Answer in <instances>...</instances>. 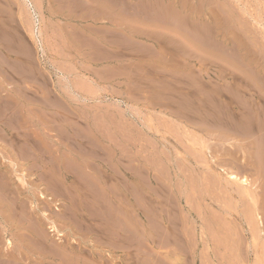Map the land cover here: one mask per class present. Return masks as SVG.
Wrapping results in <instances>:
<instances>
[{
  "label": "rangeland",
  "instance_id": "obj_1",
  "mask_svg": "<svg viewBox=\"0 0 264 264\" xmlns=\"http://www.w3.org/2000/svg\"><path fill=\"white\" fill-rule=\"evenodd\" d=\"M31 1L0 0V264H264V0Z\"/></svg>",
  "mask_w": 264,
  "mask_h": 264
},
{
  "label": "bare ground",
  "instance_id": "obj_2",
  "mask_svg": "<svg viewBox=\"0 0 264 264\" xmlns=\"http://www.w3.org/2000/svg\"><path fill=\"white\" fill-rule=\"evenodd\" d=\"M22 1V5H26V7H28V9L30 10H32L33 12H35V5H33L32 4V1L31 0H21ZM186 3V2H185ZM184 6L187 8V5L186 4H184ZM189 6V5H188ZM189 14V13H188ZM186 15V14H185ZM4 18V17H3ZM188 40V39H187ZM186 80V79H185ZM229 177L231 178V179H236L237 177L234 175V174H232V173H230L229 174ZM242 181H244V182H246V180L245 179H242Z\"/></svg>",
  "mask_w": 264,
  "mask_h": 264
}]
</instances>
